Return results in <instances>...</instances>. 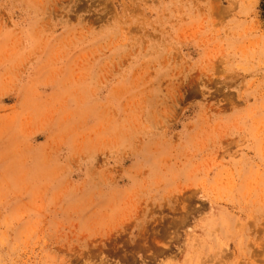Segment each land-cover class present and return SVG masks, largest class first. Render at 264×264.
<instances>
[{"label": "rangeland", "instance_id": "1", "mask_svg": "<svg viewBox=\"0 0 264 264\" xmlns=\"http://www.w3.org/2000/svg\"><path fill=\"white\" fill-rule=\"evenodd\" d=\"M263 0H0V264H264Z\"/></svg>", "mask_w": 264, "mask_h": 264}, {"label": "trees", "instance_id": "2", "mask_svg": "<svg viewBox=\"0 0 264 264\" xmlns=\"http://www.w3.org/2000/svg\"><path fill=\"white\" fill-rule=\"evenodd\" d=\"M261 9H262L263 16H264V0H263V2H262V7H261Z\"/></svg>", "mask_w": 264, "mask_h": 264}]
</instances>
